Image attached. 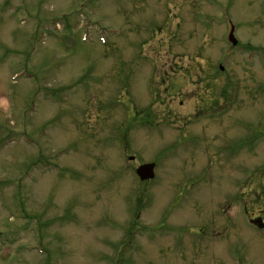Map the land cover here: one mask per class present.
Returning <instances> with one entry per match:
<instances>
[{"label":"rangeland","instance_id":"374dc122","mask_svg":"<svg viewBox=\"0 0 264 264\" xmlns=\"http://www.w3.org/2000/svg\"><path fill=\"white\" fill-rule=\"evenodd\" d=\"M257 217L264 0H0V264H264Z\"/></svg>","mask_w":264,"mask_h":264},{"label":"water","instance_id":"95a60500","mask_svg":"<svg viewBox=\"0 0 264 264\" xmlns=\"http://www.w3.org/2000/svg\"><path fill=\"white\" fill-rule=\"evenodd\" d=\"M233 29H231L228 39L232 44L236 43L235 38L233 37ZM136 174L139 176L140 179H148L153 177V164H144L137 168ZM252 223L256 225L257 227H263V224L261 223L260 219L253 220Z\"/></svg>","mask_w":264,"mask_h":264}]
</instances>
